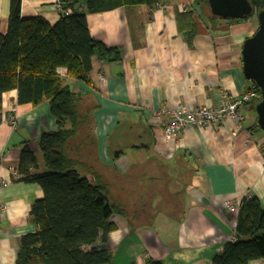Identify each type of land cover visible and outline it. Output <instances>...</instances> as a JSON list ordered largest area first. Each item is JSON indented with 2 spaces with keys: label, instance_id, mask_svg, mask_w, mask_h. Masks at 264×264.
<instances>
[{
  "label": "crops",
  "instance_id": "0c3cea01",
  "mask_svg": "<svg viewBox=\"0 0 264 264\" xmlns=\"http://www.w3.org/2000/svg\"><path fill=\"white\" fill-rule=\"evenodd\" d=\"M157 3L86 13L90 35L119 49L120 60L93 56L88 82L67 77L63 68L65 83L80 95V111L88 114L68 152L79 173L92 182L96 177L109 201L125 211L112 215L114 229L96 244L110 252L112 264H211L235 235L237 212L225 202L236 206L256 198L264 209V132L256 123V101L243 105L238 130L225 120L217 127L189 126L174 139L165 138L152 113L179 105L216 107L251 88L241 47L257 22L210 21L195 0ZM59 5L61 0H21V17L52 26L61 16ZM8 15L9 0H0L1 34ZM187 31H193L189 41ZM55 129L46 100L32 106L18 104L14 89L1 94L0 264H16L19 238L35 230L30 207L43 197L39 185L13 176L20 147L27 142L38 159L32 172H41L37 142ZM251 264H264V258Z\"/></svg>",
  "mask_w": 264,
  "mask_h": 264
},
{
  "label": "trees",
  "instance_id": "16d2710c",
  "mask_svg": "<svg viewBox=\"0 0 264 264\" xmlns=\"http://www.w3.org/2000/svg\"><path fill=\"white\" fill-rule=\"evenodd\" d=\"M249 1L254 10L264 7V0ZM156 2L61 1V9L71 8L72 12L60 11L59 20L50 26L40 17H21V0H9L7 31L0 33V97L14 89L18 104L37 106L46 100L56 123V129L43 132L37 142L41 172H32L39 165L27 142L20 147L17 179L39 185L43 197L30 207L28 219L35 230L19 238L16 264H112L110 252L96 244L105 243L114 229L112 215L125 216V211L109 201L104 184L96 177L92 182L81 175L69 156L68 149L76 145L75 136L81 135L88 114L80 111V95L56 70L64 68L67 77L88 82L93 56L108 62L120 60L119 49L90 35L86 13ZM195 2L208 20L220 19L210 14L206 0ZM185 13L191 15V11ZM192 33L187 31L188 41ZM251 88H256L252 82ZM234 233L235 239L223 244L211 264H251L264 258V209L256 198L241 200ZM146 264L162 263L147 259Z\"/></svg>",
  "mask_w": 264,
  "mask_h": 264
},
{
  "label": "built area",
  "instance_id": "2783aa9c",
  "mask_svg": "<svg viewBox=\"0 0 264 264\" xmlns=\"http://www.w3.org/2000/svg\"><path fill=\"white\" fill-rule=\"evenodd\" d=\"M154 7H160L159 3H154ZM59 11L65 14H71L72 9L66 8L61 9L59 5ZM182 10H185L183 8ZM56 73L60 76H64L63 68H57ZM101 81H104V77H101ZM260 99V93L256 88H249L237 97L229 98L220 103L216 107H186L184 105H179L169 111L165 109H160L152 113V117L157 122L160 121L163 134L167 139H174L181 132H183L189 126L196 127H213L219 126L222 121L230 120L233 122L235 129L238 130L241 127V122L245 118L243 111V105L251 102L258 101ZM168 116L169 120L166 122H161L162 116ZM235 134V131L232 132ZM262 158L264 161V151L262 152ZM13 176L19 178L18 172L13 171ZM3 181H0V185H4ZM226 208L236 213L239 205H234L230 201L225 202ZM235 237L232 236L231 240Z\"/></svg>",
  "mask_w": 264,
  "mask_h": 264
},
{
  "label": "water",
  "instance_id": "95a60500",
  "mask_svg": "<svg viewBox=\"0 0 264 264\" xmlns=\"http://www.w3.org/2000/svg\"><path fill=\"white\" fill-rule=\"evenodd\" d=\"M67 1V0H61ZM211 15L224 19H243L256 15L257 28L242 43L241 55L244 76L260 93L254 110L256 123L264 132V7L254 10L249 0H206Z\"/></svg>",
  "mask_w": 264,
  "mask_h": 264
},
{
  "label": "rangeland",
  "instance_id": "374dc122",
  "mask_svg": "<svg viewBox=\"0 0 264 264\" xmlns=\"http://www.w3.org/2000/svg\"><path fill=\"white\" fill-rule=\"evenodd\" d=\"M245 19H252L255 23L257 22V20H256V15H255V14H252L250 17L245 18ZM256 28H257V26H256ZM110 148H111V149H115V142H114V141L111 143ZM114 151H115V150H113L112 153H114ZM140 151H143V150H140ZM69 156H72V154H69Z\"/></svg>",
  "mask_w": 264,
  "mask_h": 264
}]
</instances>
